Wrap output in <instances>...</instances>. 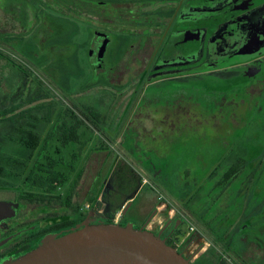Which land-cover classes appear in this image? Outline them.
Masks as SVG:
<instances>
[{
  "label": "rangeland",
  "instance_id": "374dc122",
  "mask_svg": "<svg viewBox=\"0 0 264 264\" xmlns=\"http://www.w3.org/2000/svg\"><path fill=\"white\" fill-rule=\"evenodd\" d=\"M100 4L103 5L100 8L105 7L101 0H0V109L34 97L36 101L31 106H36V109L32 114L36 121L42 122L39 124L42 127L47 125V119L45 113L41 115L39 112L45 108L52 109L50 113L56 114L60 110L62 117L67 108L72 110L75 117L87 124L79 131L81 140L92 139V143H96L93 150H97L100 145H107L105 150H97L100 152L96 163L98 169L91 192L102 189L106 197L111 192V184L116 177L125 175L121 165L125 163L122 161L124 159L133 166L140 180L149 181L145 172L150 170L153 175L150 182L157 188H163L160 193L171 204L177 205L170 195L181 202L186 195L191 196L189 203H180L178 207H174V212L185 219L187 231L193 227L186 244L193 238L194 248L201 244L199 239L202 240L203 245L209 248L204 255L209 254L210 264H223L226 249L232 254L231 257L245 249V243L239 240L241 236L253 239L252 218H262L254 208L264 198V110H253L244 119L239 118L242 125L234 130L224 125L223 119L219 122L220 126L212 121L205 122L196 126L190 134L186 132L183 137H186V141L170 148L163 146L167 152L158 147L161 156L149 152L146 162L141 161V164L137 157L142 160L144 152L140 150L133 153L128 147L127 143H130L135 132L126 130V123L142 96L151 99L159 94L166 100L173 99L171 95L180 91L176 83L179 79H172L176 75L172 73L174 68H164V71L160 69V72L150 74L156 77L157 73L166 79L155 84H145V81L139 83L133 90V95H130L128 89H120V85H116L121 75L128 76V72H122V67L119 68L122 70L120 74L108 79L106 75L124 56L131 39L124 33L105 28L108 35L103 36L105 40L100 47L103 53L94 62L91 61V43L95 31L101 30L97 23L105 21L98 20V15H95L94 10ZM109 13L118 22L116 13L113 10ZM140 69L137 68L134 74H138ZM155 69L158 68L152 67L151 71ZM226 73L227 71L198 76V73L192 74L189 79L192 82L185 84L196 86L198 96H195L199 102L197 106L202 109L198 111L202 112L203 117L210 116L207 98L210 92L221 89L215 79L223 78ZM193 102L191 101V105ZM149 106L153 108L156 104L150 103ZM89 109L99 114V127H94V124L85 119V113ZM16 110V113L21 111ZM148 110L147 107L143 111ZM54 116L52 115L53 118ZM140 117L142 116H136L138 119ZM72 118L69 115L67 121ZM100 118H105L106 121H100ZM23 119L30 120L31 113L22 115L20 119L14 118L9 124L22 122ZM146 119L144 118L143 123L149 127V120L147 117ZM6 126L0 123V163H7L5 154L9 152L19 160L28 159L35 152V147L30 150L26 133L18 142L13 137L6 140ZM39 130L41 134L37 133L46 138L43 128ZM34 135L37 139L38 135ZM51 143L54 145L57 141ZM61 154L67 164L72 163L69 151L63 149ZM118 155L124 159H118ZM83 160L84 155L81 153L76 158V168L81 166ZM25 164H16L13 171L0 176V198L14 199L19 195L27 196L28 192L44 195L49 192L54 195L65 192L66 186L58 188L54 185L55 188L51 189L27 182V173L23 171ZM232 167L238 169L237 176L227 181ZM84 169L87 170L88 167L85 166ZM110 171L111 182L107 176ZM73 176L75 174L71 175L69 181ZM149 189L146 186L144 190ZM80 191L82 194V188ZM152 192L156 194L157 191ZM78 196L80 197H73L72 207L79 206L84 211H88L85 207L87 203L93 204L97 200L93 198L86 202L83 200L86 196ZM100 202L104 203V199H100ZM116 215L115 213L114 216ZM242 217L250 218L251 225L244 222ZM249 257H252L251 254ZM255 260H250L249 264L261 263Z\"/></svg>",
  "mask_w": 264,
  "mask_h": 264
},
{
  "label": "flooded vegetation",
  "instance_id": "af4514ba",
  "mask_svg": "<svg viewBox=\"0 0 264 264\" xmlns=\"http://www.w3.org/2000/svg\"><path fill=\"white\" fill-rule=\"evenodd\" d=\"M101 1L105 3L108 10L105 7L100 8L103 7L101 4L97 10H94L95 15H98L96 18L105 21L97 23L101 30L95 31L91 43L93 51L90 56L91 61L94 62L102 52L100 47L105 40L103 36L108 35L105 28L111 31L114 29L117 33H124L131 39L124 56L106 75L108 79L120 74L122 70L119 68L122 67V72H128V76L121 75L116 85H120V89H128L130 95H133V90L139 83L145 81V84H155L166 79L157 73H155L156 77H152L150 74L160 72V69L164 71V68H174L172 73L176 75L172 79H179L176 83L180 91L171 95L173 99L166 100L159 94L151 99H145L142 96L133 110L134 115L126 123V130L135 132V136L131 137V141L127 145L133 152L140 150L144 152V158L141 161L146 162L145 159L148 158L149 152L152 155L159 154L161 156V147L167 152L168 150H165L164 147L170 148L186 141V137L183 138L186 132L190 134L196 126L205 122L212 121L215 125L220 126L219 122L223 119L224 125L234 130L242 125V120L240 121L239 118L244 119L253 110L257 112L264 110V0ZM112 10L118 16V22L110 17L109 12ZM250 45H253L251 52L257 51L256 54L247 58H238L236 61L232 60L242 49ZM152 67L158 69L151 71ZM137 68L141 69L135 75L134 72ZM222 71H227L224 77L215 79L217 86L220 85L221 89L210 92V96L207 97L210 116L203 117L202 112L198 111L202 109L197 106L199 102L195 96L196 86L185 84L192 82L189 80L192 74L198 73L196 75L198 76ZM124 78L125 82H123ZM191 101H194L192 103L194 106L191 105ZM150 103H155L156 106L151 108ZM147 107L149 110L143 111ZM138 115L145 119L148 118L149 127L143 123L144 118H136ZM100 121L106 120L100 118ZM54 125L55 123L50 122L44 126V133L48 139H37V141L32 137L27 139L30 142L36 141L38 147L42 142H45L47 148L45 154L61 157V170L66 175L70 174V178L73 174L75 176L71 181L69 178L66 184L58 186V188L67 187L64 193L54 195L49 192L43 201H39L36 197L30 199L28 194L36 193L29 192L26 194L27 196L19 195L14 199L0 198V202H10L14 207L13 215L0 219V263L28 253L36 248L46 235L60 234L80 224L86 217L73 225H68V220L77 214L74 211L75 207L68 208L65 200L73 186V197L93 195L91 189L94 188L99 151L92 149L95 145L81 140L79 128L75 130L76 135L71 130L72 133L68 140H64L59 138V134L63 135L69 128H65L64 132L60 133H56L55 130L54 134ZM14 139L18 142L20 138ZM52 141H57V144L53 145ZM38 147H35V153L30 157L31 161L38 157L36 154ZM63 149L69 151L72 159L71 164H67L64 155L61 154ZM56 151H58L57 154ZM81 153L84 155V160L81 166L76 168L75 161ZM137 158L139 160V157ZM118 159L121 160L124 157L118 155ZM122 161L125 162L121 164L125 175L116 177V180L111 184V192L107 193L106 197L103 192L104 197L102 195L101 197L105 204L110 201L112 203L119 201L121 194L126 193L132 184L143 186L148 183L151 191L157 192L149 200L151 207L140 218V224L125 218V213L122 212L124 206L119 210V219L115 221V216L113 217V223L123 226L131 223L137 229L144 227L165 239L168 245L174 247L192 264H210L209 254L204 255V252L209 248L203 245L202 240L199 239L201 244L194 248L192 247L195 243L193 238H190V242L186 244V240L192 233L187 231L184 221L174 212V207L180 203H189L190 194L183 197L184 201L182 202L169 194L174 199L173 203H177V205L171 204L167 197L161 195L160 191H163V188L160 186L157 188L152 184L153 182H150L153 176L150 170L145 172L149 181H143L137 176V172L129 162H126L125 159ZM85 166L88 167L87 170L84 169ZM232 168L229 169V172ZM110 175L111 171L107 175L111 182ZM76 177L78 179L75 181ZM135 195L132 194L133 200ZM49 196H56V198L50 199ZM58 196L59 198H57ZM104 203L101 212L106 209ZM256 210L262 218H252L254 222L252 225L254 226L253 239L248 240L241 236L239 240L245 243V249L239 250L238 255L234 257H231L232 254L226 249L225 261L228 262L224 261L223 264H249L250 260L256 261L255 259L264 264V198L254 208V211ZM2 214L5 215V212ZM103 215L102 218L111 216L104 213ZM156 217L161 218L158 225L154 221ZM242 220L251 225L250 218L243 219L242 217ZM99 221H101V217H98L95 212L90 223ZM250 254L252 257H249Z\"/></svg>",
  "mask_w": 264,
  "mask_h": 264
},
{
  "label": "water",
  "instance_id": "95a60500",
  "mask_svg": "<svg viewBox=\"0 0 264 264\" xmlns=\"http://www.w3.org/2000/svg\"><path fill=\"white\" fill-rule=\"evenodd\" d=\"M252 46L242 49L232 60L256 54L251 52ZM12 206L10 202H0V219L13 215ZM94 215L89 210L80 224L60 234L46 235L36 248L0 264H192L150 230L134 228L131 223L92 224Z\"/></svg>",
  "mask_w": 264,
  "mask_h": 264
},
{
  "label": "trees",
  "instance_id": "16d2710c",
  "mask_svg": "<svg viewBox=\"0 0 264 264\" xmlns=\"http://www.w3.org/2000/svg\"><path fill=\"white\" fill-rule=\"evenodd\" d=\"M0 58H2L1 55H0ZM43 92H45L44 89H43ZM45 97H40V98L44 99ZM47 97L48 98L50 97L48 93H47ZM34 100L36 101V99L33 97V98H30L29 100H26L20 103H14L13 105H9L10 106L9 108H7L8 105L2 106L3 109H0V123L7 125L6 127H4V129L7 130L6 132L7 135L4 136L6 140L12 137L22 138L26 135H27V138L32 137L33 139H35L34 134L38 135L37 139L42 138V136H40L41 130L39 129L43 128V131H45L44 130L45 127L39 126V124H41L42 122L36 121L34 115L32 114L33 110L36 109L35 108L36 106H31ZM23 107H26L28 109H23ZM16 109H21V111L19 113H16L17 111ZM45 109L44 110L39 109V110H43L42 112H39V113L41 115H43V113L46 114L44 115L46 116L47 123H50V122L55 123L54 131L56 130V133H60L61 131L64 132L65 128L67 127L69 128L68 131L64 132L63 135L61 133L59 134V138L61 139L68 140V138L70 137L69 136L70 133L73 132L76 135V132H75L76 128L81 129L82 126H87L85 122L75 117V114L69 108H67L66 111H64L63 117H62L60 110H59V113L56 114V112L50 113L52 109L50 110L49 108L46 110ZM28 113H31L30 120L23 119L22 122L19 121L18 123L15 122V123L9 124L10 122L14 120V118L20 119L22 115H26ZM52 115H55L54 118L52 117ZM69 115L72 116L73 118L70 121H67V118H69ZM84 117L88 122H90L91 124H94V127L95 126L99 127L97 123H99L100 116L99 114L95 113L94 110L89 109V111L85 113ZM32 125H36V126L34 127ZM37 132L40 134H38ZM45 139H48V138H44L43 140ZM36 141L29 143L30 150H32L33 147H38V143ZM106 146L107 145H103V146L100 145L99 147H97V150H105ZM46 150H47L46 143L45 142L41 143L36 153L38 157L35 158L33 161L30 160L31 156L28 159L19 160L15 154L12 155L10 152L6 153L5 156L7 159V163H4V164L0 163V176L3 174L9 173V171H13L16 164L26 163L23 171L27 173L26 175L27 182L31 181L33 182L34 185L38 187L51 188V189L55 188L54 185L62 186L66 184V182L70 178V174L66 175L65 172L61 170L62 158L46 155L45 154ZM55 153L57 154L58 151H56ZM140 156H141V153H140ZM140 161L141 159L139 157V162ZM232 169L230 170V172H228L227 179H226L227 181L231 180V178H234V176L237 174L238 169L237 168H234L233 170ZM77 179L78 178L76 177L74 180L76 181ZM73 189H74V186L71 187L67 195V198L65 200L68 208H72L71 203L73 199ZM28 197L30 199H34V197H36L39 201H43L44 199L47 198V196L44 194H28ZM49 197L50 199H52L53 196H49ZM53 198H56V196H54ZM57 198H59V196ZM119 210H115L113 215L109 216V218L108 216L106 218H102L104 217L103 213L97 212L98 217H101V221H99L98 223H105V224L113 223L114 214L117 213ZM74 211L76 212L77 215L74 218H70L68 220V225H73L74 223L83 220V218L86 216L89 210L84 211L81 207L78 206L77 208H74Z\"/></svg>",
  "mask_w": 264,
  "mask_h": 264
},
{
  "label": "crops",
  "instance_id": "0c3cea01",
  "mask_svg": "<svg viewBox=\"0 0 264 264\" xmlns=\"http://www.w3.org/2000/svg\"><path fill=\"white\" fill-rule=\"evenodd\" d=\"M133 112L131 113V116H133ZM85 140V139H84ZM87 142H89V144H93L92 143V139H86ZM100 153V152H99ZM144 158V156H143ZM128 162V161H126ZM140 163L142 164V162L140 161ZM141 164H139L140 166H142ZM132 166V165H131ZM148 186L146 185H138V186H134L133 184L128 188L126 193H122L121 194V199L119 201H117L116 203H111L108 202L107 204H105L106 209L101 212L107 215H113V213L115 212V210H119L121 209L122 206V212L124 210V208L127 206L128 203H131V205H128V210L125 212V218L129 221H135L137 224H140L141 220L140 218L148 212L149 208L151 207V203L149 200H151L152 195L154 194L150 189L149 190H144L145 187ZM136 194L135 195V199L133 200L134 197H132V194ZM102 189L96 191L95 193H93V195L91 196H86V198H84V201H91L93 198L100 200L101 198L103 199L104 195H102ZM101 195L103 197H101ZM141 195H143L141 197ZM140 196V197H139ZM139 198V201L137 200ZM122 201V202H121ZM106 202V199H105ZM115 202V201H113ZM89 204V203H87ZM86 204V205H87ZM103 205V202H102ZM104 206V205H103ZM100 207V205H99ZM161 220V218L156 217L155 218V222L156 225H158L159 221Z\"/></svg>",
  "mask_w": 264,
  "mask_h": 264
},
{
  "label": "built area",
  "instance_id": "2783aa9c",
  "mask_svg": "<svg viewBox=\"0 0 264 264\" xmlns=\"http://www.w3.org/2000/svg\"><path fill=\"white\" fill-rule=\"evenodd\" d=\"M99 205H100V207H99ZM85 207H86L87 210H92L93 212H101L102 211V208H103V205L100 202V200H96L93 204H87ZM116 214L117 215L115 216V221L117 219H119L120 212H118ZM179 217H180V219H183V221H185V219L183 218V216H179ZM192 230H193V227H190L189 232L192 231Z\"/></svg>",
  "mask_w": 264,
  "mask_h": 264
}]
</instances>
